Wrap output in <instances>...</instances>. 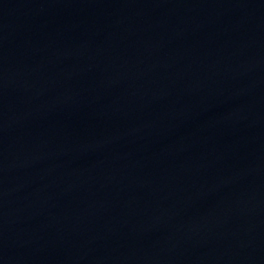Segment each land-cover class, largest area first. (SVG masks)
<instances>
[{
  "label": "water",
  "instance_id": "95a60500",
  "mask_svg": "<svg viewBox=\"0 0 264 264\" xmlns=\"http://www.w3.org/2000/svg\"><path fill=\"white\" fill-rule=\"evenodd\" d=\"M0 264H264V0H0Z\"/></svg>",
  "mask_w": 264,
  "mask_h": 264
}]
</instances>
